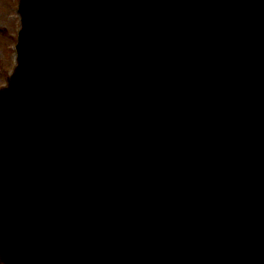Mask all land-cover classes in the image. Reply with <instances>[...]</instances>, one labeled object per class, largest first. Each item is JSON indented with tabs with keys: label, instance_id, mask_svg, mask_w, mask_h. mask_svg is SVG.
<instances>
[{
	"label": "water",
	"instance_id": "95a60500",
	"mask_svg": "<svg viewBox=\"0 0 264 264\" xmlns=\"http://www.w3.org/2000/svg\"><path fill=\"white\" fill-rule=\"evenodd\" d=\"M18 13L0 225L49 241L6 264H264V0Z\"/></svg>",
	"mask_w": 264,
	"mask_h": 264
},
{
	"label": "rangeland",
	"instance_id": "374dc122",
	"mask_svg": "<svg viewBox=\"0 0 264 264\" xmlns=\"http://www.w3.org/2000/svg\"><path fill=\"white\" fill-rule=\"evenodd\" d=\"M10 3V1H9ZM8 3V5H9ZM6 6L5 0H0V31L5 25L8 24V16L12 17L11 31L9 38L3 37L0 33V87L4 86V78L8 76L9 70L15 65V53H14V45L16 42V31L18 30L17 18L16 21L13 20V14H10L8 5ZM6 8V11L4 10ZM12 13V12H11Z\"/></svg>",
	"mask_w": 264,
	"mask_h": 264
},
{
	"label": "flooded vegetation",
	"instance_id": "af4514ba",
	"mask_svg": "<svg viewBox=\"0 0 264 264\" xmlns=\"http://www.w3.org/2000/svg\"><path fill=\"white\" fill-rule=\"evenodd\" d=\"M0 33L5 37V36H6V29H5V28L2 29V30L0 31Z\"/></svg>",
	"mask_w": 264,
	"mask_h": 264
}]
</instances>
